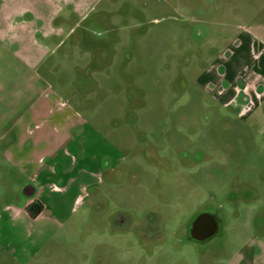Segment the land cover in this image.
Returning a JSON list of instances; mask_svg holds the SVG:
<instances>
[{"label":"rangeland","instance_id":"374dc122","mask_svg":"<svg viewBox=\"0 0 264 264\" xmlns=\"http://www.w3.org/2000/svg\"><path fill=\"white\" fill-rule=\"evenodd\" d=\"M262 23L264 0L97 3L68 40L86 58L101 47L104 64L82 70L79 85L93 105L108 100L93 115L120 164L63 226L41 221L31 243L1 236L0 264H228L264 242V99L225 105L207 79L224 73L227 45ZM203 217L216 230L196 238L189 225Z\"/></svg>","mask_w":264,"mask_h":264},{"label":"crops","instance_id":"0c3cea01","mask_svg":"<svg viewBox=\"0 0 264 264\" xmlns=\"http://www.w3.org/2000/svg\"><path fill=\"white\" fill-rule=\"evenodd\" d=\"M100 1L0 0V237L20 234L30 242V229L41 221L63 226L99 192L105 173L115 174L120 164V145L97 131L93 115L108 100L99 98L93 105L79 85L82 70L104 64L101 47L86 58V47L68 40ZM77 52L81 56L73 57ZM218 59L224 73L207 75L216 96L225 105L236 101L244 96L239 82L247 81L253 90L246 86L247 98L259 105L264 99V24L245 28ZM108 76L97 75L99 88L104 89ZM34 204L42 210L32 217L28 207ZM215 230L214 220H196L191 227L196 238ZM246 247L229 255L228 264H264L263 241Z\"/></svg>","mask_w":264,"mask_h":264},{"label":"trees","instance_id":"16d2710c","mask_svg":"<svg viewBox=\"0 0 264 264\" xmlns=\"http://www.w3.org/2000/svg\"><path fill=\"white\" fill-rule=\"evenodd\" d=\"M42 210V206L36 204L29 206L28 211L32 217H35Z\"/></svg>","mask_w":264,"mask_h":264},{"label":"flooded vegetation","instance_id":"af4514ba","mask_svg":"<svg viewBox=\"0 0 264 264\" xmlns=\"http://www.w3.org/2000/svg\"><path fill=\"white\" fill-rule=\"evenodd\" d=\"M242 98H244V100H246V103H247V101L249 100L247 97H245V96H242ZM205 217H203L202 219H204ZM191 227H192V224L191 225H189V228L191 229Z\"/></svg>","mask_w":264,"mask_h":264},{"label":"built area","instance_id":"2783aa9c","mask_svg":"<svg viewBox=\"0 0 264 264\" xmlns=\"http://www.w3.org/2000/svg\"><path fill=\"white\" fill-rule=\"evenodd\" d=\"M250 106H252V105H251V102L248 103V105H247L246 108H249Z\"/></svg>","mask_w":264,"mask_h":264},{"label":"water","instance_id":"95a60500","mask_svg":"<svg viewBox=\"0 0 264 264\" xmlns=\"http://www.w3.org/2000/svg\"><path fill=\"white\" fill-rule=\"evenodd\" d=\"M199 220H202V218H201V219H199Z\"/></svg>","mask_w":264,"mask_h":264}]
</instances>
